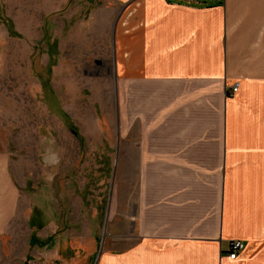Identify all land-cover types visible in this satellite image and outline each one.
<instances>
[{"label": "crops", "instance_id": "obj_1", "mask_svg": "<svg viewBox=\"0 0 264 264\" xmlns=\"http://www.w3.org/2000/svg\"><path fill=\"white\" fill-rule=\"evenodd\" d=\"M125 23L117 102L131 187L111 209L116 240L76 264H264V0H137ZM5 56L0 30V71ZM20 203L0 148V241Z\"/></svg>", "mask_w": 264, "mask_h": 264}, {"label": "rangeland", "instance_id": "obj_2", "mask_svg": "<svg viewBox=\"0 0 264 264\" xmlns=\"http://www.w3.org/2000/svg\"><path fill=\"white\" fill-rule=\"evenodd\" d=\"M136 1L0 0V148L21 190L0 264H76L116 240L111 209L131 187L116 40Z\"/></svg>", "mask_w": 264, "mask_h": 264}, {"label": "built area", "instance_id": "obj_3", "mask_svg": "<svg viewBox=\"0 0 264 264\" xmlns=\"http://www.w3.org/2000/svg\"><path fill=\"white\" fill-rule=\"evenodd\" d=\"M238 89V85L236 84L233 89L232 92H236ZM245 248V243L243 241L240 240H234L231 241L230 243V247H229V255L231 258L235 259L238 256V253L243 250Z\"/></svg>", "mask_w": 264, "mask_h": 264}, {"label": "flooded vegetation", "instance_id": "obj_4", "mask_svg": "<svg viewBox=\"0 0 264 264\" xmlns=\"http://www.w3.org/2000/svg\"><path fill=\"white\" fill-rule=\"evenodd\" d=\"M98 64H101V62H100V63H98Z\"/></svg>", "mask_w": 264, "mask_h": 264}]
</instances>
